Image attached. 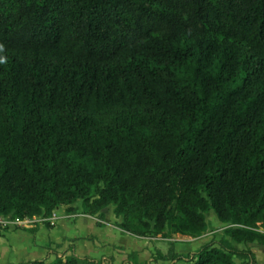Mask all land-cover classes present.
I'll use <instances>...</instances> for the list:
<instances>
[{
  "label": "trees",
  "instance_id": "16d2710c",
  "mask_svg": "<svg viewBox=\"0 0 264 264\" xmlns=\"http://www.w3.org/2000/svg\"><path fill=\"white\" fill-rule=\"evenodd\" d=\"M113 206L190 264L264 246V0H0V215ZM28 264H106L56 258Z\"/></svg>",
  "mask_w": 264,
  "mask_h": 264
},
{
  "label": "crops",
  "instance_id": "0c3cea01",
  "mask_svg": "<svg viewBox=\"0 0 264 264\" xmlns=\"http://www.w3.org/2000/svg\"><path fill=\"white\" fill-rule=\"evenodd\" d=\"M31 221L27 227L10 228L0 236V263H49L56 258L65 260L70 256L98 260L124 246L132 244L136 250L143 246L134 240L136 237L118 228L121 218L114 215L113 206L91 216L84 213L82 203L78 201L71 206L60 207L47 217L40 215ZM247 246L244 251H250L257 264H264V246L259 247L257 243ZM256 251L261 256L256 258Z\"/></svg>",
  "mask_w": 264,
  "mask_h": 264
},
{
  "label": "rangeland",
  "instance_id": "374dc122",
  "mask_svg": "<svg viewBox=\"0 0 264 264\" xmlns=\"http://www.w3.org/2000/svg\"><path fill=\"white\" fill-rule=\"evenodd\" d=\"M206 218L208 227L198 238L189 237L180 232H174V227L169 225L164 236L148 237L145 239L134 238L135 241L143 245L138 250L133 248L131 244L128 247L124 246L120 249L112 250L110 255L104 256L105 259L99 258L96 261L106 264H110L109 262L112 264H190L192 256L203 245L213 242L214 246L217 247L219 241L226 238L224 235L226 226L217 220L212 211L206 214ZM232 245L238 250L248 249L247 243H232ZM257 256L259 257L261 255L256 251V258ZM234 263L240 264L241 261L234 258Z\"/></svg>",
  "mask_w": 264,
  "mask_h": 264
},
{
  "label": "built area",
  "instance_id": "2783aa9c",
  "mask_svg": "<svg viewBox=\"0 0 264 264\" xmlns=\"http://www.w3.org/2000/svg\"><path fill=\"white\" fill-rule=\"evenodd\" d=\"M31 219H19L12 215H0V236L10 228H24L31 224Z\"/></svg>",
  "mask_w": 264,
  "mask_h": 264
}]
</instances>
